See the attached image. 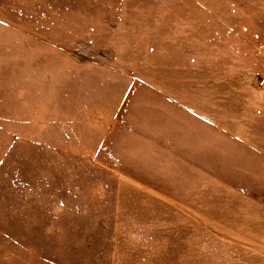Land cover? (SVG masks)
Instances as JSON below:
<instances>
[{"label":"rangeland","instance_id":"1","mask_svg":"<svg viewBox=\"0 0 264 264\" xmlns=\"http://www.w3.org/2000/svg\"><path fill=\"white\" fill-rule=\"evenodd\" d=\"M0 264H264V0H0Z\"/></svg>","mask_w":264,"mask_h":264}]
</instances>
